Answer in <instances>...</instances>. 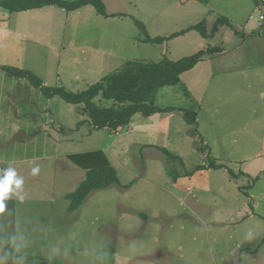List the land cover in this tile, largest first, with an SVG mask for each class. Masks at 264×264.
<instances>
[{"label": "rangeland", "instance_id": "rangeland-1", "mask_svg": "<svg viewBox=\"0 0 264 264\" xmlns=\"http://www.w3.org/2000/svg\"><path fill=\"white\" fill-rule=\"evenodd\" d=\"M103 3L108 15L119 16L105 19L91 6L71 13L45 7L10 14L0 8V65L29 70L47 87L79 92L126 61H176L210 47H234L224 62L209 66L210 74L209 69L188 74L183 81L199 78L204 86L207 74H214L211 89L226 94L206 98L205 105L224 113L226 127L220 122L213 130L201 117L198 128L185 126L190 141L182 144L180 123L173 128L178 139L162 144L154 132L156 119L140 114L118 132L93 130L82 106L47 98L27 80L0 70V172L14 167L24 178L23 199L6 202V237L23 234V264H264V243L259 244L264 237V39L251 37L241 45L234 34L259 29L264 0ZM219 17L233 29L219 26L209 39L190 30L161 43L144 41L134 23L141 22L152 39L200 22L210 32ZM222 68L229 69L226 87L221 76L215 77ZM184 92L181 80L165 87L155 106L181 108L189 101ZM99 100L93 102L110 105ZM98 150L116 169L118 183L92 192L69 212L67 196L85 171L66 157ZM212 162L226 171L209 167ZM200 165L209 167L211 193L174 188L177 178L191 177L185 174ZM35 166L40 172L33 175Z\"/></svg>", "mask_w": 264, "mask_h": 264}, {"label": "trees", "instance_id": "trees-1", "mask_svg": "<svg viewBox=\"0 0 264 264\" xmlns=\"http://www.w3.org/2000/svg\"><path fill=\"white\" fill-rule=\"evenodd\" d=\"M91 6L97 14L104 18H111L119 15H108L103 0H0V8L8 13H20L31 10H38L45 7H58L67 13L76 12L84 7ZM136 27L145 36L144 41L150 43H161L174 37L181 36L190 30H195L202 38H213L219 26L226 25L233 29L229 20L219 17L212 26L210 32L206 31L203 22L191 26L180 33L169 37H156L150 39L146 34L145 26L134 20ZM234 34L240 36L242 42L251 37L264 36V21L259 29L249 34ZM222 53L220 47H210L206 51H198L190 56L173 61L164 58L158 62L126 61L120 69L103 77L99 82L88 86L79 92H70L63 87H47L42 80L34 73L26 69H20L9 65H0V70L9 78L27 80L34 88L39 89L47 98L57 96L64 102L71 105L82 106L81 113L86 114L91 122L93 130L108 129L118 132L129 125L132 117L140 114L149 117L155 113H167L177 110L182 113V118L187 125H196V112L188 109H159L155 106V97L159 89L173 87L180 83L181 76L192 70L201 61L212 58ZM100 97L101 100L110 102L109 106L95 104L93 100ZM101 100L100 103H101ZM82 123V122H81ZM168 159L181 162L178 156L172 155L168 150L159 148ZM73 165L85 171L84 180L79 187L67 196L69 201L68 211L73 212L82 202L94 191L110 188L118 183V174L111 166L107 157L102 151H90L68 155L66 157ZM211 168H225L212 162ZM207 166H197L192 172L185 174L192 176L195 172L208 169ZM231 174V171L228 170ZM172 180L177 176L169 171ZM3 236L0 233V243H3ZM264 243V237L259 244ZM6 247L11 251L10 245ZM13 255H17L13 253Z\"/></svg>", "mask_w": 264, "mask_h": 264}, {"label": "crops", "instance_id": "crops-1", "mask_svg": "<svg viewBox=\"0 0 264 264\" xmlns=\"http://www.w3.org/2000/svg\"><path fill=\"white\" fill-rule=\"evenodd\" d=\"M105 19H108V18H105ZM252 38H253V40H260V39L263 40L264 36L263 37H252ZM245 41H243L241 45H243L245 43ZM236 47H239V46H236ZM232 49H235V48L233 47V48H231V49H229L227 51H224L222 49V54H220V55H218L216 57H212V58H209V59L201 61L192 70L184 73L181 76V86H182L183 91H185L184 95H186V96L189 95L188 96L189 101L181 102V108H183V109L187 108V109H190V110L196 112V125H195L196 128H198L200 126L201 117L204 118L205 124H207V126L211 127V129H213V130L215 128L221 127L220 126V122H222L223 126L226 127V123H225V121H223V118L225 117V115H223L224 113H221L220 110L217 107H215V108H212V107L207 108V106L205 105V102H206V104H208V101L206 99L208 97L213 98L215 95H218L220 93L226 94V91H223L224 89L216 90V91H213L211 89L210 85L212 83V79H210V77H214V74L211 72V75H209L210 71H212V70L209 69L210 68L209 66L215 64L216 62H224L225 60H223V58L226 57L227 53L231 52ZM224 52H226V53H224ZM105 53L108 54V56L110 58H113L114 56H116V55H114V52H112V53L105 52ZM207 70L209 72V74H207V76L205 78V81H206L207 85L200 86L199 78L195 79V80L192 79V80H190V82H189V79H188L187 84L184 85L183 81L186 78L185 76H187L188 74H192V75L193 74H200L201 72H204V71H207ZM228 71H229L228 68H222V70H220L219 72L215 73V77L221 76L220 85L222 87L228 86L227 85V83H228L227 82V76H226L228 74ZM193 78H194V76H193ZM164 88L159 89L158 92L160 90H163ZM167 88H170V87H167ZM158 92H157V94H158ZM157 94H156V97H155V102L159 101ZM165 96H163V97H165ZM169 107H172L171 109L178 108L177 106H169ZM177 113L181 114V118L179 117V115H176ZM137 116H139V115L136 114L132 118L134 119ZM147 118H149V120H152L154 118L156 119V121L154 123H155V126H156L155 130H157V131H154V132L157 134V139H158L157 141H160V143H162V144H164L165 142L167 143V142H169V140L171 138L178 139L179 135H176V133H174V131H173V128L175 127L177 122L181 124V144L185 140H189L190 141L189 136H188V131L186 130V127H185V126H189V125H187L184 122V120L182 118V113L178 112L177 110H173V111L167 112V113L152 114V115H150ZM214 119H216V120H214ZM140 123L145 125L148 122L147 121H142ZM144 128H146V127H144ZM201 139H202V142L204 144L207 143V139L205 138V136L202 137ZM220 170H222L221 172H225L226 171L225 169H220ZM209 174H210V170H208V171L204 170V171L196 172L191 177H181L180 176L179 178H177V180H176V182L174 184V188L175 189L179 188L180 190H182L180 193L190 192V191H192L195 188V189H197L199 191L201 190V192H203V193H208L209 194V193L212 192V190H210L211 182H210V179H209ZM13 199L14 198H12V200ZM7 202H9V201H7ZM12 207H13V204H12ZM10 212H11V210H10ZM15 214H16V212H15ZM6 232H7V228L3 224V215H2V216H0V233L3 236L4 239L7 238L6 235H5ZM5 245H6V243L5 244L0 243V246L3 247L5 254H7L10 251L6 248ZM22 251L20 253H18L17 255L25 256L26 254L22 253ZM10 260L11 259H9L8 262ZM8 262H7V264H8ZM11 264H13L12 260H11Z\"/></svg>", "mask_w": 264, "mask_h": 264}, {"label": "clouds", "instance_id": "clouds-1", "mask_svg": "<svg viewBox=\"0 0 264 264\" xmlns=\"http://www.w3.org/2000/svg\"><path fill=\"white\" fill-rule=\"evenodd\" d=\"M32 174L36 175L40 172L39 166L32 168ZM24 185V178L19 176L14 167H8L0 172V216L7 211V201L16 197L23 199L20 195ZM24 237L22 233L12 234L3 243L10 245L11 251L5 254L4 249L0 246V264H7L11 259L13 264H23L25 257L22 255H13V253H20L24 248Z\"/></svg>", "mask_w": 264, "mask_h": 264}, {"label": "built area", "instance_id": "built-area-1", "mask_svg": "<svg viewBox=\"0 0 264 264\" xmlns=\"http://www.w3.org/2000/svg\"><path fill=\"white\" fill-rule=\"evenodd\" d=\"M260 20H264V15L259 18Z\"/></svg>", "mask_w": 264, "mask_h": 264}]
</instances>
